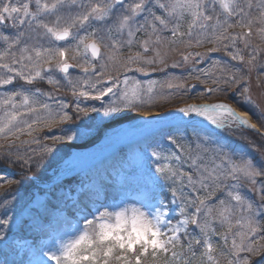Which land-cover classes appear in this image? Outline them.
<instances>
[{"label": "snow or ice", "instance_id": "snow-or-ice-1", "mask_svg": "<svg viewBox=\"0 0 264 264\" xmlns=\"http://www.w3.org/2000/svg\"><path fill=\"white\" fill-rule=\"evenodd\" d=\"M254 71L264 0H0V264H250Z\"/></svg>", "mask_w": 264, "mask_h": 264}, {"label": "rangeland", "instance_id": "rangeland-1", "mask_svg": "<svg viewBox=\"0 0 264 264\" xmlns=\"http://www.w3.org/2000/svg\"><path fill=\"white\" fill-rule=\"evenodd\" d=\"M199 51L201 52H204L206 51V49L204 48H201V49H198ZM214 56H218V57H224V59H228L226 56H224V53L223 52H219V53H214L213 54ZM232 63H236V62H232ZM240 67H244L243 65H240ZM171 71H175L177 73H179L180 71H182V69H175V70H171ZM163 74H154L153 78H161ZM190 84L194 83V84H197V89H201L203 87H208L210 85H200L198 82L196 81H189ZM248 87H249V90H250V96L252 98L253 101H255L257 104H260L262 106H264V84H260L258 83L257 81V74L256 72H252L249 76V79H248ZM39 87H42L46 90H49V86L47 84H40V85H37ZM59 95H62V96H70V94H68L67 92H60ZM220 99H223V97H217V96H213L211 98V100H220ZM190 101H200V100H187L186 102H190ZM179 105H182V104H173V105H165L163 106L162 108L158 109V110H164V109H167V108H170V107H175V106H179ZM250 138L252 140H254L256 142V145L257 147L260 145L261 141L259 140V137L256 136L254 133H250ZM244 147L246 148V150L248 151V153L250 154V156L256 160V161H259L260 160V153L256 150V148L252 147V145H250L247 141L244 142ZM3 167H7L6 165H4ZM11 172H15L16 169H11L10 170ZM245 191L247 192V188H245ZM248 195L255 199V196L253 193L251 192H248ZM250 264H264V252H261V253H258L254 256H251L250 257Z\"/></svg>", "mask_w": 264, "mask_h": 264}, {"label": "bare ground", "instance_id": "bare-ground-1", "mask_svg": "<svg viewBox=\"0 0 264 264\" xmlns=\"http://www.w3.org/2000/svg\"><path fill=\"white\" fill-rule=\"evenodd\" d=\"M205 102H216V100H208V101L200 100L198 102H196V101H190V102H187V103H205ZM179 106H183V105H179ZM170 108H172V107H170ZM170 108H167V109H164V110H158V109L157 110H154V114L156 112H167Z\"/></svg>", "mask_w": 264, "mask_h": 264}]
</instances>
